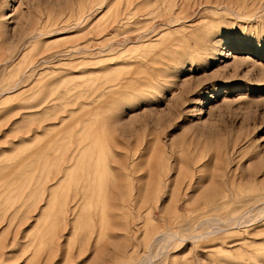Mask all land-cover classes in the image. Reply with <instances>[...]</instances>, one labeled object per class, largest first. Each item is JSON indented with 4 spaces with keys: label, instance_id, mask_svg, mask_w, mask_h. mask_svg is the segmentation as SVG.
Listing matches in <instances>:
<instances>
[{
    "label": "rangeland",
    "instance_id": "rangeland-1",
    "mask_svg": "<svg viewBox=\"0 0 264 264\" xmlns=\"http://www.w3.org/2000/svg\"><path fill=\"white\" fill-rule=\"evenodd\" d=\"M0 264H264V0H0Z\"/></svg>",
    "mask_w": 264,
    "mask_h": 264
}]
</instances>
